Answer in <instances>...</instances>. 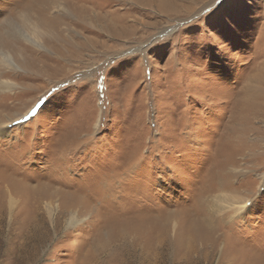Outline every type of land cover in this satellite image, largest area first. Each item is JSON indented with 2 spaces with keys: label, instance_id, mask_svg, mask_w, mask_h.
Wrapping results in <instances>:
<instances>
[{
  "label": "rangeland",
  "instance_id": "1",
  "mask_svg": "<svg viewBox=\"0 0 264 264\" xmlns=\"http://www.w3.org/2000/svg\"><path fill=\"white\" fill-rule=\"evenodd\" d=\"M1 50L0 264H264V0H0Z\"/></svg>",
  "mask_w": 264,
  "mask_h": 264
},
{
  "label": "bare ground",
  "instance_id": "2",
  "mask_svg": "<svg viewBox=\"0 0 264 264\" xmlns=\"http://www.w3.org/2000/svg\"><path fill=\"white\" fill-rule=\"evenodd\" d=\"M49 1V0H48ZM25 19V18H24ZM23 20V19H22ZM21 20V21H22ZM25 21V20H24ZM23 21V22H24ZM27 21L28 20H26V23H27ZM32 29H33V33L32 34H38V33H42L41 31H39L38 30V27L37 26H32ZM22 36H23V32H22V34H21ZM30 40V39H29ZM30 41H32L33 43L35 42V41H33V40H30ZM0 69H12V68H14V66H13V63H12V58H11V56L9 55V54H6V53H4L2 50L0 51ZM6 87H9L10 88V83L9 82H6V81H3V80H0V90H8L9 88H6ZM4 88V89H3ZM1 120V119H0ZM7 121H9L10 123L11 122H13L11 119H9V120H7ZM9 122H6V123H3L2 122V124H1V126H0V136L1 137H3V136H5V135H7L9 132V129H8V126H10V124H9ZM221 197H222V202L223 203H226V204H228L229 203V201H230V204H232L233 203V200L232 199H230V198H227L226 196H219V197H215V198H213L212 199V201H213V208H214V210L215 211H217V212H221V210H222V203L220 202V199H221ZM227 198V199H226ZM232 198V197H231ZM236 203L239 205L238 207H237V210L238 211H240V210H242L243 208H244V201L243 200H236L235 201V204H234V206L236 205ZM229 204V205H230ZM229 205H227V207H229V208H231V207H233V206H229ZM16 206V200H14V199H11V198H9V207H10V210H12L14 207ZM222 206V207H221ZM47 210H48V212L51 214V212H52V209H51V204L49 203V204H47ZM223 208H225V207H223ZM234 210V209H233ZM237 211V212H238ZM217 212H215V213H217ZM71 213V212H70ZM235 215V214H234ZM211 218V217H210ZM80 221L81 219L80 218H77L76 216H75V213L74 212H72L71 213V217H70V219L68 220V224H69V226L70 225H73V224H75L77 221ZM212 220V219H211ZM78 221V222H79ZM78 224V223H77ZM213 224V223H212Z\"/></svg>",
  "mask_w": 264,
  "mask_h": 264
}]
</instances>
